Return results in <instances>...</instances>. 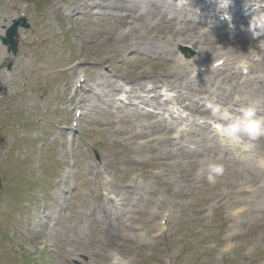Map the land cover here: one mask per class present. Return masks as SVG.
I'll return each instance as SVG.
<instances>
[{
    "label": "rangeland",
    "instance_id": "1",
    "mask_svg": "<svg viewBox=\"0 0 264 264\" xmlns=\"http://www.w3.org/2000/svg\"><path fill=\"white\" fill-rule=\"evenodd\" d=\"M128 1L136 19L124 20L125 0H0V37L20 16L30 24L15 57L0 43V264H264V169L254 159L264 142L240 158L197 124L207 115L184 109L193 99L207 110L214 97L264 116V55L241 77L223 79L245 49L223 75L193 76L190 65L214 66L222 46L199 54L181 43L179 19L222 40L247 24L210 27L209 13L226 11L205 0ZM263 7L239 10L264 23ZM135 80L184 100L173 102L182 119L159 89L141 103ZM206 155L224 167L215 183L196 175Z\"/></svg>",
    "mask_w": 264,
    "mask_h": 264
},
{
    "label": "bare ground",
    "instance_id": "2",
    "mask_svg": "<svg viewBox=\"0 0 264 264\" xmlns=\"http://www.w3.org/2000/svg\"><path fill=\"white\" fill-rule=\"evenodd\" d=\"M171 1H175L177 4V6H180L183 4V2H181L180 0H171ZM205 1H209L210 0H205ZM232 0H228V3H227V6L226 7H223V5H221L220 7L218 6V2L215 1L213 4L210 3V5H214L217 7L218 10L222 9V11H227V14L230 13L231 11V2ZM234 1V0H233ZM236 1V4H239V3H244V2H252L253 0H235ZM254 1H258L260 2V0H254ZM127 3H130V1L128 0H125V4L127 5ZM148 3L149 4H152V0H148ZM132 3H130V7H129V13L127 14V16H125L124 20H126V18L128 19H136L137 17V12L138 10L134 11V7L135 6H131ZM134 5V4H132ZM123 5L121 6L120 4H118V6L116 7V9H120L121 12L120 13H123V10L122 9ZM202 7V6H201ZM162 9L165 8V5L161 7ZM252 8V4H249L248 5V9H251ZM264 8V7H263ZM261 8V9H263ZM134 11V12H132ZM221 11V10H220ZM126 12V11H125ZM162 16L164 17H167L169 14H161ZM193 15V14H192ZM241 11L239 10H236L235 12H233V15H229L228 19H224V21L226 22H229V23H237V26H241V24H249V21L252 19L251 17L252 16H248V17H242L241 16ZM212 19V21L209 22V26L214 28V29H217L218 26L222 25L223 22H219L218 21V17L215 18L213 15H209ZM188 17V16H187ZM175 18V17H174ZM173 18V19H174ZM186 18V16H185ZM123 20V19H121ZM178 20V18H177ZM179 24L182 26L181 27V31L183 32V34H185L184 36H181V40L182 42L181 43H188L191 48L193 49H198V52L199 54H203L205 53V51H213V48L216 46L217 48V45L221 44L222 48L220 49L221 52H222V55H221V58L223 59L224 62H227V61H230L232 60V58L235 56L233 55V53H236L235 50H241V49H245L246 51H248L249 55H248V59L249 57H255L257 56L259 53H264V46H263V42H264V34L263 35H259L257 37H254V38H250L249 35H251V33L249 32V30L245 33H240V35L236 34V35H233L230 39H229V36L226 35L224 36V39L222 40L221 38H219L218 36H210L207 34L206 35H199L198 34V31H199V28L194 26V22L192 20V18H186L185 19H182L180 20L179 19ZM248 29H249V25L246 26ZM134 29H129V32L128 34H131L133 32ZM209 30V29H208ZM258 31V29L256 30ZM213 33H217L215 31H213ZM233 32L230 33V35L232 34ZM223 44H227L225 46V49L223 48ZM231 46V47H228V46ZM219 49V48H217ZM258 49V52L256 53ZM255 50V51H254ZM256 53V54H255ZM182 59L179 58L178 60V63H182ZM251 61L250 59L247 60V61H243V60H238L234 66H232L231 69L235 70L234 71V74L232 75H229V76H224L223 79H227V78H234V77H238V70L239 71H243V70H252V64H250ZM191 71L192 73H195L198 71L199 67L198 65H194V66H191ZM222 75L225 73V72H221ZM217 74V73H216ZM262 75L261 73H257V75H255V77H253L254 79H258L260 78ZM140 77V76H138ZM135 83L140 86V89H141V85H142V88H145L147 89V91H150L151 89H148L147 88V85H143V84H139L138 80L136 81L135 80ZM135 84V85H136ZM151 88H152V84H151ZM162 90H161V95L166 97L167 101L170 103V105L172 107H170V111H171V115H173L174 117V112L176 111V106L174 103L170 102V101H179L180 104H182L184 102V100H182L179 96H176V99L173 98V96L170 94L171 92L167 91L166 87H163L161 86L160 87ZM159 87H157L156 90H160ZM144 94L146 93V90L145 91H142ZM148 93V92H147ZM199 94V93H198ZM159 96V95H157ZM140 100V99H139ZM219 101H222L220 98L218 99ZM140 102L142 103V100H140ZM223 104V103H221ZM194 108H195V111L197 113H200L201 115H207L208 114V110H203L204 108V105H201L199 104L198 102H195L194 103ZM192 108L191 105H184V109L187 110V111H190ZM195 111H193L192 113H195ZM263 112V111H262ZM184 113V111H182L181 113H178V116L182 117V114ZM264 113V112H263ZM175 119H178L175 118ZM170 125L173 126L172 122H170ZM213 132L217 135V133L213 130ZM219 136V135H217ZM220 138H222V143L225 145V147L227 146L229 149H232L234 151V153L238 156H241V158L243 157H246V156H250L251 152L252 151H249L247 149V147L241 145V144H233L231 143L230 141L224 139L223 137L219 136ZM258 141H263L264 142V139H260ZM257 160L260 164L261 167L264 168V157L262 156H257Z\"/></svg>",
    "mask_w": 264,
    "mask_h": 264
},
{
    "label": "clouds",
    "instance_id": "3",
    "mask_svg": "<svg viewBox=\"0 0 264 264\" xmlns=\"http://www.w3.org/2000/svg\"><path fill=\"white\" fill-rule=\"evenodd\" d=\"M227 3L228 0H223V7H226ZM222 18L228 19L229 17L224 14ZM257 29L259 31H256ZM249 30L252 31L253 37L259 36L264 33V23H261L257 17H252ZM234 99L239 101L240 98L235 97ZM206 108L208 114L201 122L207 123L217 135L231 143L252 147L254 142L264 139V116L257 115L254 105L242 104L239 107H236L234 103L225 105L217 103L213 97L207 100ZM199 163L201 167L197 169L196 175L206 174L209 183H215L216 177L224 170L220 158L216 156L206 155Z\"/></svg>",
    "mask_w": 264,
    "mask_h": 264
},
{
    "label": "water",
    "instance_id": "4",
    "mask_svg": "<svg viewBox=\"0 0 264 264\" xmlns=\"http://www.w3.org/2000/svg\"><path fill=\"white\" fill-rule=\"evenodd\" d=\"M18 27L28 28V25L23 18H20L19 20L13 22L12 26L6 31L5 38L0 39L2 45L7 47L8 53L15 54L16 52L17 41L15 40V38L18 36ZM75 264L79 263L75 262Z\"/></svg>",
    "mask_w": 264,
    "mask_h": 264
}]
</instances>
